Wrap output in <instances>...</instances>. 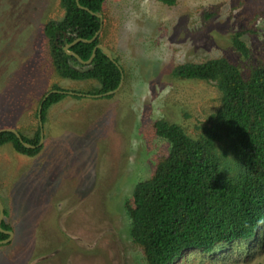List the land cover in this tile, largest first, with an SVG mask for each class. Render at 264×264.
Instances as JSON below:
<instances>
[{"label":"rangeland","instance_id":"rangeland-1","mask_svg":"<svg viewBox=\"0 0 264 264\" xmlns=\"http://www.w3.org/2000/svg\"><path fill=\"white\" fill-rule=\"evenodd\" d=\"M62 16L59 0H0V129L33 134L53 84L82 94L99 87L56 75L42 27ZM103 17L100 44L123 70L119 89L52 105L36 155L0 146L3 219L15 230L11 244H0V264H146L125 202L168 153L152 123L164 119L199 138L220 106L212 83L174 78L172 68L225 57L247 78L264 65V0H105ZM237 30L248 57L231 43ZM260 229L250 243L212 256L193 250L173 264H264Z\"/></svg>","mask_w":264,"mask_h":264},{"label":"trees","instance_id":"trees-1","mask_svg":"<svg viewBox=\"0 0 264 264\" xmlns=\"http://www.w3.org/2000/svg\"><path fill=\"white\" fill-rule=\"evenodd\" d=\"M104 1H78L102 15L95 40L79 41L70 47L83 60L102 42ZM59 5L63 16L46 21L42 27L56 75L96 81L99 87L86 91L90 94L115 89L121 71L104 51L97 49L91 63L82 65L63 49L77 37L91 38L99 30L100 19L79 8L76 0H59ZM242 35V30L232 33L231 43L248 57L249 48ZM171 75L212 83L220 92V106L209 115L199 138L164 119L152 123V132L169 143L168 153L156 163L149 178L135 183L125 202L131 222L128 232L142 248L146 264H173L193 250L212 256L236 242L254 241L264 225V65L254 67L244 78L228 59L214 57L177 64ZM67 94L53 84L42 95V123L48 109ZM18 133L23 142L34 147H25L10 131L0 132V146L10 143L17 153L36 155L42 148L36 146L40 139L38 120L30 136ZM7 226L3 219L1 227ZM4 237L0 232V240Z\"/></svg>","mask_w":264,"mask_h":264},{"label":"water","instance_id":"water-1","mask_svg":"<svg viewBox=\"0 0 264 264\" xmlns=\"http://www.w3.org/2000/svg\"><path fill=\"white\" fill-rule=\"evenodd\" d=\"M78 1H79V0H76V2H77V4H78L79 8H82V9L88 11L89 13H91V14L94 15V16H97V17L100 19V27H99V30H98L97 32H95V33L92 35L91 38H89V39H85V38L77 37V38H75L74 40H72L70 43L66 44V45L63 47L64 52H65L67 55L73 56V57H74V58H75L80 64H82V65H87V64L91 63V61L93 60V58H94V56H95V54H96V50H97V49H100V50H102V51L105 52V54L107 55L108 59H109L111 62L115 63V64L118 66V68H119L120 71H121V79H120V82H119L118 86H117L115 89L110 90V91H107V92H105V93H101V94H82V93H75V92H68V91H67V93H68V94H73V95H78V96H91V97H102V96L111 95V94H113L114 92H116V91L119 89V87L121 86L122 81H123V73H122V69H121V67L119 66V64L115 61L114 57L112 56L111 51H110L107 47H105L104 45H102V44H97L96 46H94V48H93V50H92V53H91V55L89 56V58H88L87 60H83V59H82L77 53H75L74 51L70 50V47L73 46L74 44H76V43L79 42V41H81V42H86V43H90V42L94 41L95 38L97 37L96 35L100 32L101 27H102V15H101L100 13H96V12L91 11V10L88 9L87 7L81 6V5L79 4ZM52 91H53V92H56V90H52ZM50 92H51V91H50ZM50 92L46 93V94L44 95V97L42 98V100H44L45 97H46ZM61 92H63V91H61ZM64 92H65V91H64ZM37 120H38V125H39V128H40V134H39L40 139H39V142H38V144H37L36 146H39V145L42 144V141H43V137H42V134H43V130H42V129H43V123H42V120H41V102H40V104L38 105V109H37ZM2 131H10V132L14 133V134H15V137L18 138V139L22 142V144H23L25 147H27V148H33V147H34V146L31 145V144H28V143H26V142H23L22 139H21L20 136H19L20 134L18 133V131H17L15 128H2V129H0V132H2ZM3 216H4V207H3V204H2V202H1V200H0V230H2V232H4V233L7 234V238H6V239H2V240H0V244H4V243L9 242L10 239H11V238H10V235L12 234L11 231H7V232H6L5 230L2 229V227H1V223H2V220H3Z\"/></svg>","mask_w":264,"mask_h":264},{"label":"flooded vegetation","instance_id":"flooded-vegetation-1","mask_svg":"<svg viewBox=\"0 0 264 264\" xmlns=\"http://www.w3.org/2000/svg\"><path fill=\"white\" fill-rule=\"evenodd\" d=\"M21 133V132H20ZM1 200V199H0ZM5 209V208H4ZM7 224V223H6ZM8 226L7 227H5V228H2L3 230H5L6 232L7 231H11V232H13L11 235H10V241L9 242H7L8 244H11L12 243V240H13V234H15V230L13 229V227L11 226V225H9V224H7ZM1 232V231H0ZM1 233H3V235H5V237H4V239H6L7 238V234L6 233H4V232H1ZM5 244V243H4Z\"/></svg>","mask_w":264,"mask_h":264}]
</instances>
